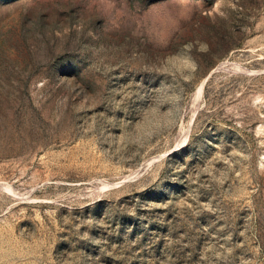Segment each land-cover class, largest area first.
I'll return each instance as SVG.
<instances>
[{"label":"rangeland","instance_id":"rangeland-1","mask_svg":"<svg viewBox=\"0 0 264 264\" xmlns=\"http://www.w3.org/2000/svg\"><path fill=\"white\" fill-rule=\"evenodd\" d=\"M0 264H264V0H0Z\"/></svg>","mask_w":264,"mask_h":264}]
</instances>
